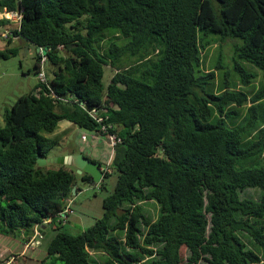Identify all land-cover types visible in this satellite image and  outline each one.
Returning a JSON list of instances; mask_svg holds the SVG:
<instances>
[{"label":"trees","instance_id":"1","mask_svg":"<svg viewBox=\"0 0 264 264\" xmlns=\"http://www.w3.org/2000/svg\"><path fill=\"white\" fill-rule=\"evenodd\" d=\"M4 7L20 10L22 20L20 28L0 20V29L46 49L56 69L49 89L38 82L3 112L0 234L26 243L36 223L73 198L74 186L77 193V176L92 181L72 165L37 164L57 143L46 134L59 121L99 130L78 103L57 100L52 91L104 107L121 142L99 182L104 189L116 175L102 214L75 234L57 231L69 220L54 221L57 233L35 264H264V0H0ZM109 29L124 42L99 52ZM210 34L242 40L239 58L263 75L253 94L228 84L206 89L215 79L201 64ZM15 53L0 49V58ZM108 64L115 72L104 84ZM235 69L251 83L253 74ZM245 104V126H225ZM248 159L256 164L238 166ZM249 188L259 189L257 198L242 195ZM147 201L158 205L154 220L144 213ZM10 256L8 264H16Z\"/></svg>","mask_w":264,"mask_h":264},{"label":"rangeland","instance_id":"2","mask_svg":"<svg viewBox=\"0 0 264 264\" xmlns=\"http://www.w3.org/2000/svg\"><path fill=\"white\" fill-rule=\"evenodd\" d=\"M5 29L8 31L12 30L11 28L4 27L0 29V33ZM10 39V43L7 44L9 37L4 38L0 36V49H4L6 47H12L16 49V53L13 56H10L7 59L0 58L1 125L4 122V110L9 108L17 97L28 93L39 82L34 68L36 55L38 54L37 48L25 39L14 36L13 34ZM208 39L211 43L207 46L202 54L201 64L204 70H214L215 79L213 87L211 85L206 87V89L208 91L217 92L225 84H228L229 86H234L235 89L242 90L249 95L253 94L260 82L263 80V75L262 71L256 65L245 59L239 58L236 47L242 43V40L238 37L231 36L222 38L219 34H210ZM111 42H115L120 45L122 44L121 42L124 41L120 36L113 34V31L109 29L106 31V38L99 45V52L104 53L105 49ZM133 60V57L124 58L122 63L123 65L128 66L133 62ZM236 64L241 65L246 70V72L253 74L254 77L250 84L245 85L241 82L239 79V72L235 69ZM55 69L56 67L46 60L44 63V70L48 79H51L52 72ZM114 72V67H112L111 64H108L104 67V84L109 82ZM135 77L139 78L140 74L136 73ZM248 104L238 107L237 116L230 114L228 117H226L225 126L235 128H242L245 126L244 120L245 116L247 115ZM259 114L261 117L264 116V100L262 102V107ZM260 118L258 123L261 125L262 122ZM214 120L215 117L211 119V121ZM58 125L59 126L53 131L54 133L52 132L47 134V136L57 141V143L49 150V156L57 157L55 154H62L66 152L69 147L75 146V144H81L82 140L80 138L82 134L87 135V141H90V131L80 128L77 125L70 123L68 120L59 121ZM261 126H264V124ZM63 128H67L65 132H62ZM103 153L104 149L102 148V154ZM106 153L107 151L105 154ZM110 155L111 151L107 153L106 159H109ZM102 162H104V160ZM255 164L256 163H253V161L248 159L239 162L238 166L250 167ZM55 165L56 164H47L46 167L48 168ZM104 181V189H101L99 184L92 186L90 183L82 182L77 176L76 186L79 188V190L75 195H73L72 214L69 216L70 221L65 227H62L57 231L63 230L72 234L78 233L84 228L90 226L95 218L102 214V199L113 190L116 181V175L113 174ZM242 195L257 198L259 195V189H246ZM142 205L145 215L150 217L152 220L156 219L158 214V205L156 202L147 201L142 203ZM55 227L53 225H47L44 229L45 237L42 239L41 243L34 251L31 248L26 249V256L42 259L46 254V243L51 237L54 236L55 233H57L56 230H53ZM243 238L245 242H247V244L252 247L248 237L243 236ZM22 248L23 242L19 238H13L11 236H4L0 234V264L9 262V260L6 261L7 257L12 255L9 254V252H19L22 250ZM181 255L183 258H185L186 255H188V251L183 248L181 250ZM13 258V256L9 257L10 260ZM197 264H207V262L200 260Z\"/></svg>","mask_w":264,"mask_h":264},{"label":"built area","instance_id":"3","mask_svg":"<svg viewBox=\"0 0 264 264\" xmlns=\"http://www.w3.org/2000/svg\"><path fill=\"white\" fill-rule=\"evenodd\" d=\"M0 20H7L10 21L12 24H14L15 27L20 28L21 20H22V12L20 10H8L6 7H4L0 11ZM12 34L11 31H8L5 29L3 32L0 33L1 37L8 38ZM59 49L62 48V46H58ZM39 54L40 59L37 62V78L39 82L43 85H46V87L49 89V81L50 79L47 78L46 72L44 70V63L46 62L47 58L45 56V53H43V48H39ZM39 89V88H38ZM35 92L37 94L38 92ZM51 95L56 98L57 100L63 101V102H71L78 103L86 112L87 114L92 117L97 124H99V130L97 131H90L93 134H99L101 135L107 142L109 151H111L110 158L104 161L100 167V169L104 172H111V169L109 168V163L111 160V157L114 152L115 146L121 142V138L118 136L116 132H113L111 129H113V126L110 123H107V115L104 114L105 108L104 107H91L88 108L84 102H79V100L71 95H68L66 97L64 96H57L52 91L50 92ZM81 139H85V135H81ZM72 202L73 199H67L65 201V204L63 208L59 211H57L54 215H50L47 217H44L39 223H36L33 230V236L31 240L36 238H42L43 233L42 231L47 225H53V222L55 221V225L57 224H64L69 219V216L72 214Z\"/></svg>","mask_w":264,"mask_h":264},{"label":"crops","instance_id":"4","mask_svg":"<svg viewBox=\"0 0 264 264\" xmlns=\"http://www.w3.org/2000/svg\"><path fill=\"white\" fill-rule=\"evenodd\" d=\"M70 127H68V128H70ZM66 129L67 128H63L62 132H65ZM82 135H84V134H82ZM81 140H82L81 144H75V146L69 147L66 152H64L62 154H55V155L56 156L71 155V154H74L77 152H81L84 154V156H86L92 160L94 159V160H98L100 162H102L103 160L104 161L107 160L106 156H107V153H109V147H108L106 140L101 135H99V134L96 135V134H93L91 132L89 142L87 141V135H85V139H81ZM102 148L104 149L103 154H102ZM106 151H107V153L105 154ZM47 157H53V156H49L47 154ZM69 221H70V219H69ZM69 221H68V223H69ZM51 228H53V227H51ZM42 233H43L42 238H40V239L36 238L33 240H29L26 243H23V248L21 251L9 252V254L16 255V258H15L16 261H14V262H16L18 264H35L38 260H40V259L33 258L32 256H26L25 250L28 248H31L34 251L37 248V246L41 243L42 239L45 237L44 230L42 231ZM7 263L8 262H6L5 264H7Z\"/></svg>","mask_w":264,"mask_h":264},{"label":"water","instance_id":"5","mask_svg":"<svg viewBox=\"0 0 264 264\" xmlns=\"http://www.w3.org/2000/svg\"><path fill=\"white\" fill-rule=\"evenodd\" d=\"M37 51L40 47H36ZM46 49H43V53ZM47 163L62 164V165H72L76 169V173L81 174L86 172L91 175L92 181L90 185L94 186L99 184L103 178V171L100 169V163L98 161H93L88 157L84 156L83 153L77 152L71 155H62L57 157H37L38 166H44ZM75 186L72 188V194L75 195Z\"/></svg>","mask_w":264,"mask_h":264},{"label":"clouds","instance_id":"6","mask_svg":"<svg viewBox=\"0 0 264 264\" xmlns=\"http://www.w3.org/2000/svg\"><path fill=\"white\" fill-rule=\"evenodd\" d=\"M12 32V31H11ZM9 37H12V34L9 36ZM46 53V52H45ZM38 54H39V50H38ZM40 56V55H39ZM37 70V69H36ZM37 73V72H36ZM100 163V162H99ZM100 167H101V164H100ZM104 175V174H103ZM73 199V198H72ZM8 264V263H7Z\"/></svg>","mask_w":264,"mask_h":264}]
</instances>
